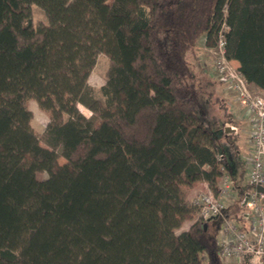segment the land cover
<instances>
[{
  "label": "trees",
  "instance_id": "trees-1",
  "mask_svg": "<svg viewBox=\"0 0 264 264\" xmlns=\"http://www.w3.org/2000/svg\"><path fill=\"white\" fill-rule=\"evenodd\" d=\"M220 32L264 89V0H0V264H222L219 217L175 232L195 209L188 188L217 194L225 167L191 61ZM101 51L99 108L87 76ZM27 98L48 112L42 139ZM231 176L224 215L246 230L249 185Z\"/></svg>",
  "mask_w": 264,
  "mask_h": 264
},
{
  "label": "built area",
  "instance_id": "built-area-1",
  "mask_svg": "<svg viewBox=\"0 0 264 264\" xmlns=\"http://www.w3.org/2000/svg\"><path fill=\"white\" fill-rule=\"evenodd\" d=\"M220 59L215 62L219 81L235 93V99L242 110L241 119L247 120L248 150L246 158L245 183L251 187L240 199V207L245 209L247 229L224 215V210L232 204L235 195L232 177L221 164L222 175L218 183L217 194L210 189L197 193L191 203L202 218L219 217L218 244L222 264H261L264 259V194L255 189L264 186V93L251 90L250 84L238 71L228 70L224 56L222 32L218 35ZM230 133L237 134L238 129L230 127ZM222 154H217L221 159Z\"/></svg>",
  "mask_w": 264,
  "mask_h": 264
},
{
  "label": "rangeland",
  "instance_id": "rangeland-1",
  "mask_svg": "<svg viewBox=\"0 0 264 264\" xmlns=\"http://www.w3.org/2000/svg\"><path fill=\"white\" fill-rule=\"evenodd\" d=\"M31 17L34 23L46 22V17L43 9L36 3L30 5ZM222 30L225 28L222 25ZM220 59L219 53V40L217 37H210L208 39L200 38L198 44L195 47L193 54L191 55V61L193 63V70L195 76L201 80L202 86L207 91H211L209 104L206 105V109L203 115V124L207 125L213 135L217 149L220 154L225 156L224 164L229 174L239 175V171L243 174V178L240 179V183H245V171H246V154H247V134L245 133L248 127L247 120L241 119L242 110L240 109L239 102L235 99V93L232 89L226 88L218 78V73L215 68V62ZM225 64L229 71H238V62L236 60H226ZM108 65V56L104 52H98L96 55L95 63L89 71L87 76V82L93 89V94L97 100L98 107L102 106L103 97L100 92V86L105 80V70ZM250 84V89L261 93H264V89L256 87L254 84ZM138 85V83H137ZM26 107L31 111L30 125L35 134L42 139L46 123L48 121V112L41 108L34 98H27L25 100ZM79 111L86 117L96 115V112L78 104ZM231 117V118H230ZM230 118V119H229ZM236 127L238 129L237 134L230 133V127ZM228 128L225 131L224 128ZM41 144L42 141H40ZM234 146H237V152L234 154ZM27 156L32 159L31 152H28ZM33 160V159H32ZM240 162L239 166H236L235 161ZM58 163L61 164L65 161L64 158L59 157ZM38 178L46 177L44 171L37 172ZM232 177V176H231ZM233 179V178H232ZM233 181V180H232ZM241 183V184H242ZM233 187V184L231 182ZM246 185V184H245ZM209 187V186H208ZM209 189V188H208ZM204 186L202 181L194 182L188 188L187 201L194 197L197 193L208 190ZM251 189V187H249ZM239 196L237 191L232 199V204ZM241 199V197H240ZM231 204V205H232ZM230 205V206H231ZM240 206V200L238 202ZM229 207V206H228ZM199 217L196 209H193L191 213H187L180 222V225L176 228L175 232L178 233L187 228V226Z\"/></svg>",
  "mask_w": 264,
  "mask_h": 264
},
{
  "label": "water",
  "instance_id": "water-1",
  "mask_svg": "<svg viewBox=\"0 0 264 264\" xmlns=\"http://www.w3.org/2000/svg\"><path fill=\"white\" fill-rule=\"evenodd\" d=\"M224 130H225V131H228L229 129L226 127V128H224ZM255 189H256L258 192H261V193L264 194V186H263V185H256V186H255ZM210 218H216V217L213 216V217H209V219H210Z\"/></svg>",
  "mask_w": 264,
  "mask_h": 264
},
{
  "label": "crops",
  "instance_id": "crops-1",
  "mask_svg": "<svg viewBox=\"0 0 264 264\" xmlns=\"http://www.w3.org/2000/svg\"><path fill=\"white\" fill-rule=\"evenodd\" d=\"M243 178V177H242ZM203 182V184H204V186H206L207 187V189H208V185H207V183L206 182H204V181H202ZM242 183V182H241ZM232 184H233V182H232ZM243 184V183H242ZM244 184H246V183H244ZM243 184V185H244ZM233 188V190H234V193L237 191V189H235L234 187H232Z\"/></svg>",
  "mask_w": 264,
  "mask_h": 264
}]
</instances>
